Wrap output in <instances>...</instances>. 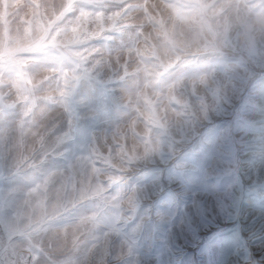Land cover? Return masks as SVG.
Wrapping results in <instances>:
<instances>
[{"label":"rangeland","instance_id":"1","mask_svg":"<svg viewBox=\"0 0 264 264\" xmlns=\"http://www.w3.org/2000/svg\"><path fill=\"white\" fill-rule=\"evenodd\" d=\"M39 2L0 0V29ZM46 2L71 3L99 64L63 67L64 95L0 86V264H264V50L212 58L206 84L137 113L122 85L164 0ZM42 169L63 182L42 229L11 224Z\"/></svg>","mask_w":264,"mask_h":264},{"label":"clouds","instance_id":"2","mask_svg":"<svg viewBox=\"0 0 264 264\" xmlns=\"http://www.w3.org/2000/svg\"><path fill=\"white\" fill-rule=\"evenodd\" d=\"M29 7L32 13L22 15L12 30L7 25L0 29V86L14 103L23 99L24 91L49 92L53 82L54 90L64 95L63 67L76 63L96 70L99 64L92 62L86 46L92 33L81 16L66 17L71 3L54 7L40 0ZM152 21L151 32L144 36L145 50L123 83L120 96L137 113H151L163 101L178 102L181 88L188 84H206V76L199 73L212 58L249 48L264 50V0H164ZM63 83L68 85V77ZM28 111L22 108L25 115ZM14 167L18 170L19 163ZM56 176L55 171L42 169L30 179L8 221L17 224L23 211L25 227L34 224L33 231L41 230L45 202L52 191L59 193L63 188V182L53 188Z\"/></svg>","mask_w":264,"mask_h":264}]
</instances>
